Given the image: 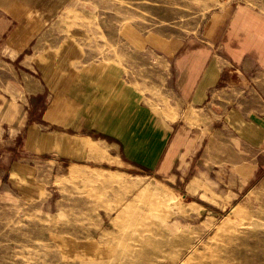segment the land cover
Instances as JSON below:
<instances>
[{"label":"rangeland","instance_id":"1","mask_svg":"<svg viewBox=\"0 0 264 264\" xmlns=\"http://www.w3.org/2000/svg\"><path fill=\"white\" fill-rule=\"evenodd\" d=\"M245 1L0 0V264H264V169L231 189L243 184L239 165L252 162L213 159L234 144L196 160L189 172L199 185L190 186L128 158L120 137L75 128L74 112L70 128L43 118L53 94L41 68L66 48L69 70L108 66L144 105L163 88L166 53L203 40L211 14ZM18 25L35 29L21 53L8 43ZM32 76L37 95L24 91ZM28 131L36 135L29 145ZM83 136L96 153L59 150L60 139ZM145 185L164 199L143 193Z\"/></svg>","mask_w":264,"mask_h":264},{"label":"crops","instance_id":"2","mask_svg":"<svg viewBox=\"0 0 264 264\" xmlns=\"http://www.w3.org/2000/svg\"><path fill=\"white\" fill-rule=\"evenodd\" d=\"M208 20L203 40L188 39L166 53L163 88L144 105L137 104L133 92L116 80L112 68L92 67L84 73L69 70L74 53L70 48L50 58L41 71L52 102L59 97L54 121L60 124H56L70 128L67 122L72 120L67 115L74 112L75 128H94L105 137H120L128 158L162 178H188L190 186L199 185V176L189 172L199 167L196 160H202L211 146L223 147L227 155L226 145L234 144L236 149L229 156L219 154L213 159L252 162L240 164L242 172L234 174L244 181L233 180L231 189L243 188L264 169V0L233 4ZM33 30L32 25H18L8 43L17 44L21 53L35 38ZM154 68L163 72L162 62ZM22 80L26 94L41 92L38 79ZM51 106L44 109V119ZM99 140L117 144L120 153L118 143ZM93 143L90 136L72 142L60 139L59 150L83 158ZM133 143L139 146V154Z\"/></svg>","mask_w":264,"mask_h":264},{"label":"bare ground","instance_id":"3","mask_svg":"<svg viewBox=\"0 0 264 264\" xmlns=\"http://www.w3.org/2000/svg\"><path fill=\"white\" fill-rule=\"evenodd\" d=\"M58 105H59V97H58V95H56L55 96V98H54V101L52 102V106H51V108H50V110L47 112V115H46V117L47 118H49L50 120H52V121H54V119L56 118L57 119V117H58ZM36 139V135H35V133L33 132V131H28V136H27V142H28V145L30 144V143H32V141L34 142V140ZM91 145V144H90ZM89 145V146H90ZM90 150H91V152L93 153V152H97V149H95L94 148V146L93 145H91L90 147ZM94 149H95V151H94ZM151 187H149V186H144L142 189V191H143V193H148V194H150L152 197H154L156 200H163L162 199V195L160 194V193H158L157 191H154V190H152V189H150ZM160 202V201H159ZM166 203V202H165ZM239 209H238V206H236L234 209H233V211H232V213L233 214H235L237 211H238Z\"/></svg>","mask_w":264,"mask_h":264}]
</instances>
